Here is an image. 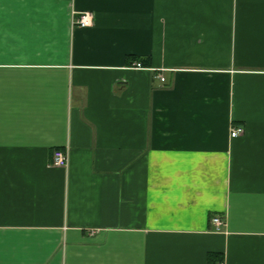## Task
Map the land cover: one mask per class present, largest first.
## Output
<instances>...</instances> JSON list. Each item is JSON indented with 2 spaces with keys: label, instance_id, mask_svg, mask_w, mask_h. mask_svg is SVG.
<instances>
[{
  "label": "crops",
  "instance_id": "0c3cea01",
  "mask_svg": "<svg viewBox=\"0 0 264 264\" xmlns=\"http://www.w3.org/2000/svg\"><path fill=\"white\" fill-rule=\"evenodd\" d=\"M0 264H264V0H0Z\"/></svg>",
  "mask_w": 264,
  "mask_h": 264
},
{
  "label": "built area",
  "instance_id": "2783aa9c",
  "mask_svg": "<svg viewBox=\"0 0 264 264\" xmlns=\"http://www.w3.org/2000/svg\"><path fill=\"white\" fill-rule=\"evenodd\" d=\"M72 1V0H71ZM73 25L80 28L91 27L93 24V15L90 12H72ZM135 69H141V65H132ZM160 81L163 82L164 78L160 77ZM243 134V129L240 127H233L230 130V138H237ZM68 163L67 153L62 150H55L53 152L52 165L55 167H66ZM215 231H220L224 226L223 219L220 216H213L211 219Z\"/></svg>",
  "mask_w": 264,
  "mask_h": 264
}]
</instances>
